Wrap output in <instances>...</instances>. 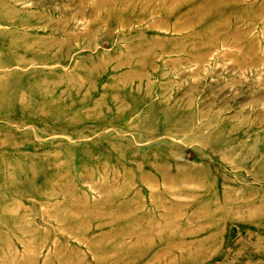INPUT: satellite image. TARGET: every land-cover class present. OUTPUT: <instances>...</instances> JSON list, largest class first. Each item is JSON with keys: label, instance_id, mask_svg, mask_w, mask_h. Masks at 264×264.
<instances>
[{"label": "rangeland", "instance_id": "rangeland-1", "mask_svg": "<svg viewBox=\"0 0 264 264\" xmlns=\"http://www.w3.org/2000/svg\"><path fill=\"white\" fill-rule=\"evenodd\" d=\"M0 264H264V0H0Z\"/></svg>", "mask_w": 264, "mask_h": 264}]
</instances>
